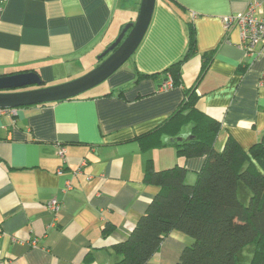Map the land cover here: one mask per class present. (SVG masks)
<instances>
[{
  "label": "crops",
  "instance_id": "crops-1",
  "mask_svg": "<svg viewBox=\"0 0 264 264\" xmlns=\"http://www.w3.org/2000/svg\"><path fill=\"white\" fill-rule=\"evenodd\" d=\"M254 2L264 16L263 0H156L141 44L103 87L0 116V264H116L113 245L129 236L159 191L144 180L148 162L157 169L184 163L190 182L204 165L205 156L179 157L170 134L160 147L144 149L137 140L164 124L188 87L196 85L197 107L221 123L218 149L229 137L245 150L261 139L264 45L247 48L240 29L224 23ZM140 4L0 0V75L34 71L44 87L86 74L136 20ZM191 25L196 48L180 65L179 84L161 89L172 76L168 68L187 54ZM212 50L203 73L202 55ZM190 124L179 139L191 135ZM54 198L57 214L48 208ZM191 241L170 232L146 264H176Z\"/></svg>",
  "mask_w": 264,
  "mask_h": 264
},
{
  "label": "trees",
  "instance_id": "trees-1",
  "mask_svg": "<svg viewBox=\"0 0 264 264\" xmlns=\"http://www.w3.org/2000/svg\"><path fill=\"white\" fill-rule=\"evenodd\" d=\"M195 48L191 25L187 54L168 68L174 86L180 82L181 63ZM202 57L204 73L214 50ZM195 86L186 89L182 103L164 124L137 140L144 149L160 147L165 144L162 136L170 134L179 157L205 156L204 165L190 182L184 163L157 169L152 160L148 162L144 180L159 186V191L129 236L113 245L119 256L116 264H146L172 231L192 240L176 264H239V253L248 244L254 246L251 264H264V135L249 150L231 137L218 149L221 123L197 107L200 94ZM190 123L191 135L179 139ZM241 182L250 191L247 203L239 197Z\"/></svg>",
  "mask_w": 264,
  "mask_h": 264
},
{
  "label": "water",
  "instance_id": "water-1",
  "mask_svg": "<svg viewBox=\"0 0 264 264\" xmlns=\"http://www.w3.org/2000/svg\"><path fill=\"white\" fill-rule=\"evenodd\" d=\"M155 3L156 0H141L136 20L127 23L116 40L98 56L100 63L78 78L42 87V79L34 71L0 75V108H18L73 98L108 79L141 44L151 23ZM34 86L39 87L24 89Z\"/></svg>",
  "mask_w": 264,
  "mask_h": 264
},
{
  "label": "built area",
  "instance_id": "built-area-1",
  "mask_svg": "<svg viewBox=\"0 0 264 264\" xmlns=\"http://www.w3.org/2000/svg\"><path fill=\"white\" fill-rule=\"evenodd\" d=\"M4 1V0H3ZM261 5L258 2L250 4L247 10L238 15H230L224 19L225 28L227 30L232 27L237 26L240 29L243 44L252 49L257 43H262L264 45V16L258 15V8ZM262 5L264 6V0ZM196 14L192 13V17L195 18ZM174 87V81L171 76H169L161 86V89H169ZM15 113L13 108H0V116L9 115ZM66 148L61 145L59 147V155L65 158ZM67 187H71V183L68 182ZM60 202L57 198L52 199L48 203V208H50L55 214L60 210Z\"/></svg>",
  "mask_w": 264,
  "mask_h": 264
},
{
  "label": "rangeland",
  "instance_id": "rangeland-1",
  "mask_svg": "<svg viewBox=\"0 0 264 264\" xmlns=\"http://www.w3.org/2000/svg\"><path fill=\"white\" fill-rule=\"evenodd\" d=\"M91 70V69H90ZM88 72V71H87ZM86 72V73H87ZM85 74V73H84ZM82 76V75H80ZM77 78V77H76ZM74 79V78H73ZM99 85H102V84H99ZM97 87V88H96ZM98 87H103V86H95L85 92H91V91H95L96 89H98ZM84 92V93H85ZM192 124H190V128H191ZM184 130V129H183ZM239 197L242 201L244 202H248L249 201V198H250V191L249 189L241 182L240 183V189H239ZM252 247L253 245L252 244H248L246 247H244V250L242 252V256L243 258L241 259V263L240 264H249V262L247 261L248 259V256H249V249L252 250ZM252 252V251H251ZM250 252V253H251ZM253 256V255H252Z\"/></svg>",
  "mask_w": 264,
  "mask_h": 264
}]
</instances>
